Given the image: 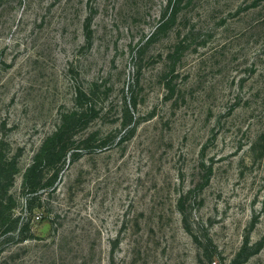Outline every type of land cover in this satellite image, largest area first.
Segmentation results:
<instances>
[{
	"label": "rangeland",
	"instance_id": "1",
	"mask_svg": "<svg viewBox=\"0 0 264 264\" xmlns=\"http://www.w3.org/2000/svg\"><path fill=\"white\" fill-rule=\"evenodd\" d=\"M0 180V264H264V0H0Z\"/></svg>",
	"mask_w": 264,
	"mask_h": 264
},
{
	"label": "trees",
	"instance_id": "2",
	"mask_svg": "<svg viewBox=\"0 0 264 264\" xmlns=\"http://www.w3.org/2000/svg\"><path fill=\"white\" fill-rule=\"evenodd\" d=\"M61 133V130L56 133L55 138H57ZM16 168H13L12 171L14 172ZM31 171V169H30ZM29 171V172H30ZM28 172V174H29ZM27 174V175H28ZM1 181V180H0ZM7 186L8 184H1L0 182V226L6 223V213L14 208L15 201L14 199L9 196L7 197ZM29 211H32L30 206Z\"/></svg>",
	"mask_w": 264,
	"mask_h": 264
},
{
	"label": "built area",
	"instance_id": "3",
	"mask_svg": "<svg viewBox=\"0 0 264 264\" xmlns=\"http://www.w3.org/2000/svg\"><path fill=\"white\" fill-rule=\"evenodd\" d=\"M37 218H40V216H37Z\"/></svg>",
	"mask_w": 264,
	"mask_h": 264
}]
</instances>
